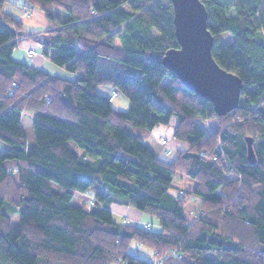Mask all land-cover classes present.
<instances>
[{
    "label": "trees",
    "instance_id": "1",
    "mask_svg": "<svg viewBox=\"0 0 264 264\" xmlns=\"http://www.w3.org/2000/svg\"><path fill=\"white\" fill-rule=\"evenodd\" d=\"M8 1L0 0V264H154L130 252L133 242L159 258L176 249L167 264H264V0H202L215 61L244 83L225 115L163 64L179 47L171 0H26L50 26L38 40L44 54L78 72L75 80L14 58L24 23L5 11ZM226 33L233 39L223 43ZM100 85L129 98V110H115ZM24 111L33 113V145ZM173 118V137L188 149L165 162L153 129ZM178 174L195 187L171 192ZM190 196L201 203L193 219ZM114 202L151 213L161 230L116 217Z\"/></svg>",
    "mask_w": 264,
    "mask_h": 264
},
{
    "label": "water",
    "instance_id": "2",
    "mask_svg": "<svg viewBox=\"0 0 264 264\" xmlns=\"http://www.w3.org/2000/svg\"><path fill=\"white\" fill-rule=\"evenodd\" d=\"M174 31L179 47L168 49L165 64L190 90L208 99L218 115L228 114L240 104L244 83L225 70L213 55L214 35L208 28V9L202 0H171ZM249 158L254 150L249 143Z\"/></svg>",
    "mask_w": 264,
    "mask_h": 264
},
{
    "label": "rangeland",
    "instance_id": "3",
    "mask_svg": "<svg viewBox=\"0 0 264 264\" xmlns=\"http://www.w3.org/2000/svg\"><path fill=\"white\" fill-rule=\"evenodd\" d=\"M26 4V0H9L4 6H5V11L6 12H11V14H13L15 17L19 16L21 18V20L23 21L24 25H23V29L21 31V36L20 38V43L21 41H23L24 39H26L28 42L34 41L36 43L40 42L38 41L39 39L42 38V36L45 34V32L48 30V28L50 26H48V22L46 20L45 15L43 14L42 10L39 9V7H26L24 6ZM18 14V15H17ZM233 36L230 33H226L223 34L221 36V40L223 43H226L228 41H232ZM36 45V44H35ZM22 45L20 47V45H18L15 48V51L13 53V56L16 60L21 61V59H23L22 61L27 62L28 64H30L31 66L36 67L37 63L40 66V64H45V68H42L43 70H46L47 72H49L51 75L55 76H59L62 78H66V79H70V80H75V76H69L70 74H73L72 71L66 69V68H60V66L56 65L52 58L47 57L44 54V51L42 49L41 53L37 56H34L32 58L27 57L26 55V50L24 51V49H22ZM34 62V64H33ZM37 62V63H36ZM41 69V68H39ZM41 69V70H42ZM63 69V70H62ZM170 81L169 78H166L163 83H168ZM102 86H107L108 85H100ZM111 87V86H110ZM111 96H114V100H112V105L113 108L117 111H127L129 110L130 107V100L129 98H127L123 93H119L116 91V89H114L111 94ZM23 122L22 125L25 126V130H26V134L28 135V144L33 145L35 143V135H34V131H33V124H32V119H33V113L29 112V111H24L23 113ZM29 119V120H28ZM31 119V120H30ZM177 122V118H173L170 124H165V125H159L160 127H167V132L165 133L164 137L166 140H168V142L166 143L163 152L160 155V158L162 160H164L165 162H172L173 160L176 159L179 151H187L188 149V143H186L185 141H182L180 139L174 138L173 134L171 132V128H174V124H176ZM173 125V126H172ZM73 147H76V144L73 141L69 142ZM6 143L4 141H2L0 139V155L4 153L6 147ZM167 149H171V151H174L173 154L169 155V152L167 151ZM174 188L171 189V192L173 193H179L180 190H186L189 191L191 189H193L196 185V182H194L192 179L184 177L181 174H178L174 181ZM117 203V202H116ZM188 206L186 209V214L188 215V217L190 219H193L194 217H198L197 216V210H199V208H201V203H200V198L197 196H190L188 202H187ZM6 212H8L11 216V222L15 225L18 226L19 222V214H14L13 212H11L10 208H5ZM143 216L145 218H143L142 220L138 221L137 223L140 225H147V223H151V228L159 231L161 230V226H160V221L159 219L152 215L151 213L147 212H142ZM116 216V215H115ZM117 217V216H116ZM137 243V242H135ZM143 247H145L146 249H150L146 246H144L141 243H137ZM132 248V247H131ZM133 250V249H132ZM134 252V250H133ZM143 256L144 259H148L150 260V258H152L151 254H148L146 251H143ZM162 258V257H160ZM159 257L155 256L154 253V257L153 260H160Z\"/></svg>",
    "mask_w": 264,
    "mask_h": 264
},
{
    "label": "crops",
    "instance_id": "4",
    "mask_svg": "<svg viewBox=\"0 0 264 264\" xmlns=\"http://www.w3.org/2000/svg\"><path fill=\"white\" fill-rule=\"evenodd\" d=\"M19 16H17V18L20 19ZM35 44H36V42H34V41L28 42L26 39H24L23 41H21V43L19 45H20V47L22 45L23 46L22 49H24V51H25V48H32L33 46H35ZM22 60L23 59H21V61ZM24 61H26V60H24ZM33 64H34V62H33ZM36 68H41V69L42 68H45V64H43V65L40 64V66H39L38 63H37ZM60 68H64V67H61L60 66ZM78 74H79L78 72H76V73L73 72V74H70L69 76H75V78H76ZM98 89L100 90V92L102 94L107 95V96H110L111 92L114 90V88L113 87H110V86L109 87H107V86H102V87L99 86ZM175 125L176 124H174V126ZM171 129H172L171 132L173 134L174 133V129L173 128H171ZM167 130H168L167 127L164 128V127L157 126V127H155L153 129V133H155L158 137H166L165 136V133L167 132ZM173 153H174V151H172V153H170L169 155H171ZM109 207L111 208V210H112V212H113L114 215H116L118 218L124 219L125 221L127 220L129 222H135V223H137L138 221H140L143 218H145L143 216V213L140 210L135 209L133 207H130V206L126 205V204L123 205V204L114 202ZM131 247H130L129 250H130V252L132 254H139V256L144 259L143 251H146L148 254H151L152 258H150V260H148V259H145V260H147V261H153L154 251L152 249H146L145 247H143V246H141V245H139V244H137L135 242H133L131 244ZM132 249L134 250V252H133Z\"/></svg>",
    "mask_w": 264,
    "mask_h": 264
},
{
    "label": "built area",
    "instance_id": "5",
    "mask_svg": "<svg viewBox=\"0 0 264 264\" xmlns=\"http://www.w3.org/2000/svg\"><path fill=\"white\" fill-rule=\"evenodd\" d=\"M43 49V42H38L36 43L35 46H33L32 48H25L26 50V55L27 57L29 58H32L34 56H37L39 54H42L41 51ZM118 92V90H116ZM114 96H109V99L111 100H114L113 99ZM161 141L163 142L164 145H166V143L168 142V140H166L164 137L161 138ZM167 151L170 153H172L171 149H167ZM90 203L92 204L93 203V199L90 201ZM151 226V223L148 222L147 225H145V227H150ZM170 257H174V258H179V254H178V251L176 249H174L170 256H166V257H162L160 258V260H153L152 262H154V264H167V261L169 260Z\"/></svg>",
    "mask_w": 264,
    "mask_h": 264
}]
</instances>
